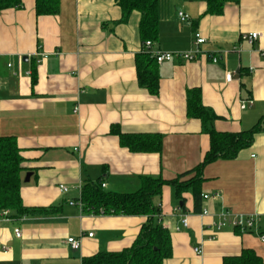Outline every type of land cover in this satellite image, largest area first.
I'll use <instances>...</instances> for the list:
<instances>
[{
	"label": "crops",
	"instance_id": "obj_1",
	"mask_svg": "<svg viewBox=\"0 0 264 264\" xmlns=\"http://www.w3.org/2000/svg\"><path fill=\"white\" fill-rule=\"evenodd\" d=\"M35 4L21 0L0 11V132L22 149L21 197L33 209L20 216L7 209L9 219L0 212V264H83L100 251L130 247L147 216L93 213L70 201L91 181L101 179L107 191L133 192L143 176L172 180L200 165L210 136L187 115L192 89L218 116L216 130H261L235 158L204 165L202 194L220 191L221 197L203 199L200 210L191 187L180 194L171 184L162 187L154 198L155 221L168 229L172 246L163 264H223L246 248L264 264V0L229 2L220 14L207 13V0H159L158 38L145 50H194L196 32L206 42L194 60L158 64L155 95L137 77L136 56L144 49L139 12L122 21L114 0H60L56 15L38 16ZM255 31L261 37L254 43L242 39ZM247 99L253 103L242 109ZM113 128L158 134L162 150L132 152ZM60 184L69 191L62 193ZM226 209L260 215L259 231L217 229ZM68 237L80 238L81 247L72 249Z\"/></svg>",
	"mask_w": 264,
	"mask_h": 264
},
{
	"label": "trees",
	"instance_id": "obj_2",
	"mask_svg": "<svg viewBox=\"0 0 264 264\" xmlns=\"http://www.w3.org/2000/svg\"><path fill=\"white\" fill-rule=\"evenodd\" d=\"M122 13V21H126L133 11L140 13V36L144 49L136 56L137 77L140 86L152 95L159 91L158 63L153 54L145 49L146 41H155L159 33V0H114ZM229 2L239 0H207V13L220 14ZM21 0H0V11L19 6ZM35 10L40 15H56L59 12L60 0H35ZM187 115L197 118L202 123L203 132L210 136V147L203 161L194 169L180 174L172 180L161 177L143 176L141 186L133 192H113L102 187V180L91 181L82 186L81 201L83 208L93 213L144 215L146 223L133 242L121 251H100L83 259V264H163L172 254L171 236L155 217L159 208L154 205V198L162 192V187L171 184L180 194L184 188L191 187L195 209L200 210L203 194L200 189L203 180V167L217 159H233L239 151L248 147L256 132L261 127L240 132L218 131L214 123L218 116L202 102L199 89H192L187 94ZM112 132L119 133L120 143L132 152H160L162 137L158 134H124L118 128ZM24 158L22 149L12 135L0 132V212L12 210L15 216L28 214L33 209L24 206L21 197V173ZM191 173L193 176L181 180ZM223 264H263L262 257L253 249L246 248L240 255L224 259Z\"/></svg>",
	"mask_w": 264,
	"mask_h": 264
},
{
	"label": "built area",
	"instance_id": "obj_3",
	"mask_svg": "<svg viewBox=\"0 0 264 264\" xmlns=\"http://www.w3.org/2000/svg\"><path fill=\"white\" fill-rule=\"evenodd\" d=\"M178 15L180 19L184 22H190V16L182 11L178 12ZM261 37V33L255 31L250 34H245L242 36L243 40L248 41L249 43H254L256 40H258ZM206 42V38L201 35V33L196 32L195 33V40L194 44L197 46L194 50L190 51H156L153 52V56L155 57L156 61L158 64H162L163 62H168L172 61L174 59H183L185 61H191L197 58V56L201 53L200 45L204 44ZM152 45L151 41H146L145 47L150 48ZM46 57V56H45ZM213 61L217 62L218 61V56H213L212 57ZM233 73L228 72L226 74V80L231 81L232 80ZM253 100L252 99H247L242 101L241 103V108L244 109L248 105L252 104ZM77 111V109H75ZM105 184L102 183V187H104ZM59 189L62 193H67L69 191V188L64 185L60 184ZM81 193H82V186H79V197L76 201H70V204L73 205H79L80 207L83 208V202L81 201ZM214 198H219L221 197V192L217 191L213 193L212 195L210 194H203L204 199H208L210 197ZM204 214H207L208 211L204 209L203 211ZM5 217L9 219V211L5 209L2 213ZM183 224L185 227L188 226L189 224V219L187 216H184L183 218ZM262 217L258 214H237L233 213L230 211V209H226L223 212L219 214V220L216 223L217 229H221L225 225H230L236 230L240 231L241 233H247V232H252L255 229H258L259 231V226L262 224ZM14 235L17 238H20L22 236V231L20 228H15L14 229ZM93 233H89V236H92ZM260 237L262 241H264V230L260 233ZM68 244L70 247L74 250H77L81 247V240L80 238L77 237H68L67 239ZM194 252L197 255L202 254V246L197 245L194 247Z\"/></svg>",
	"mask_w": 264,
	"mask_h": 264
},
{
	"label": "water",
	"instance_id": "obj_4",
	"mask_svg": "<svg viewBox=\"0 0 264 264\" xmlns=\"http://www.w3.org/2000/svg\"><path fill=\"white\" fill-rule=\"evenodd\" d=\"M31 175H32V173L29 172V173L27 174V177H26L25 181H28Z\"/></svg>",
	"mask_w": 264,
	"mask_h": 264
}]
</instances>
